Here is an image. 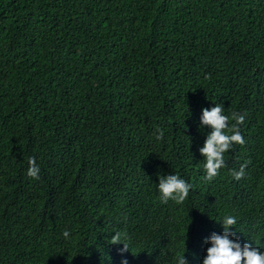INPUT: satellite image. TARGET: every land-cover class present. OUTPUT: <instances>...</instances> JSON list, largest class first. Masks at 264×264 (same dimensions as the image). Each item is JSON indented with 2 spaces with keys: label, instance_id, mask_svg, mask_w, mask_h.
Returning a JSON list of instances; mask_svg holds the SVG:
<instances>
[{
  "label": "trees",
  "instance_id": "obj_1",
  "mask_svg": "<svg viewBox=\"0 0 264 264\" xmlns=\"http://www.w3.org/2000/svg\"><path fill=\"white\" fill-rule=\"evenodd\" d=\"M183 67L200 80L204 99H229L237 74L257 78L264 70V0H0V135L8 140L0 150V213L16 224L11 243L24 261L116 264L100 238L103 226L124 221L140 227L141 256L160 264L183 254L179 239L216 212H192L187 199L162 202L158 180L151 188L157 174L190 169L179 162L186 155L170 122L179 112L169 108L186 98L177 83L190 80ZM115 134L128 147L138 184L149 188L133 220L110 216L120 212L124 193L103 194L104 203L113 202L98 205L103 173L92 196L75 201L67 196L76 185L72 176L65 185L49 183L55 151L95 153ZM261 145L264 158V135ZM30 157L39 179L26 174ZM47 188L53 193L45 202ZM32 226L36 234L27 237ZM237 226L253 223L238 219ZM48 232L55 235L53 253L38 247Z\"/></svg>",
  "mask_w": 264,
  "mask_h": 264
},
{
  "label": "clouds",
  "instance_id": "obj_2",
  "mask_svg": "<svg viewBox=\"0 0 264 264\" xmlns=\"http://www.w3.org/2000/svg\"><path fill=\"white\" fill-rule=\"evenodd\" d=\"M180 67L177 68L178 77ZM183 72L185 79L190 80L177 83L187 90L186 98L169 104L170 110L179 112L177 117L169 119L178 137L181 135L186 155V159L179 162L190 169L184 174H157L151 188L158 180L162 202L171 199L182 203L187 199L192 212L207 208L216 209V212L210 215L206 224L190 229L183 239H179L183 245L182 255L169 256L160 264H264V158L263 145L260 146L264 135V70L257 78L237 74L235 93L225 101L223 98L215 99V95L204 99L199 92L200 80L186 74L184 67ZM118 136L109 135L95 153L86 150L74 156L62 150L55 151L49 183L55 187L65 185L72 176L76 185L67 196L75 201L81 197L90 198L95 178L103 173V181L99 184L105 193L96 198L98 205L113 202L108 200L104 203L103 194L124 193L125 202L120 212L114 208L110 216L118 214L121 217L123 213L124 218L133 220L149 194V188L145 189L143 183L138 184V169L131 163L129 154L126 152L125 155L128 147ZM162 137L163 130H158L157 139ZM114 144L117 147H113ZM7 145V133L0 135V150H5ZM261 158L263 164L257 167ZM89 162H93V168L85 173L84 167ZM28 164L26 174L39 179L40 167L36 158L30 157ZM103 167L113 169L99 173ZM220 179L226 181L217 183ZM115 182L121 185L114 186ZM228 185H235L236 190ZM46 193L45 202L53 192L47 188ZM0 214L7 218V223L0 222V264H29L11 243L16 224H11L9 215ZM238 219L251 221L252 229L238 227ZM0 220H4L1 215ZM131 223H112L108 228L115 230L113 233L103 226L100 241L112 249L111 259H116V264H157L141 256L140 227ZM40 225L49 229L42 221ZM32 227L27 230V237L36 234L37 228ZM62 235L69 239L71 233L65 229ZM54 240L53 232H48L38 247L53 253ZM6 244L12 249L10 254L6 253ZM37 264L42 262L39 260Z\"/></svg>",
  "mask_w": 264,
  "mask_h": 264
},
{
  "label": "bare ground",
  "instance_id": "obj_3",
  "mask_svg": "<svg viewBox=\"0 0 264 264\" xmlns=\"http://www.w3.org/2000/svg\"><path fill=\"white\" fill-rule=\"evenodd\" d=\"M10 97V96H9ZM8 98V97H7Z\"/></svg>",
  "mask_w": 264,
  "mask_h": 264
}]
</instances>
